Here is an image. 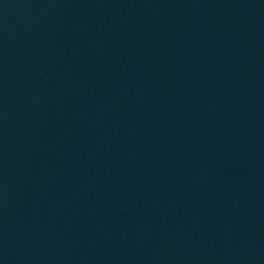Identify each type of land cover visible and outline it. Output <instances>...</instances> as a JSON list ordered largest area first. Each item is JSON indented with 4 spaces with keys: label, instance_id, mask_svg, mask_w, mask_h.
<instances>
[{
    "label": "water",
    "instance_id": "95a60500",
    "mask_svg": "<svg viewBox=\"0 0 264 264\" xmlns=\"http://www.w3.org/2000/svg\"><path fill=\"white\" fill-rule=\"evenodd\" d=\"M0 264H264V0H0Z\"/></svg>",
    "mask_w": 264,
    "mask_h": 264
}]
</instances>
